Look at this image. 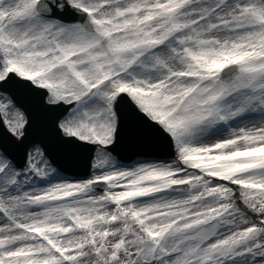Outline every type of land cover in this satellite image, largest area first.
<instances>
[{"label":"snow or ice","instance_id":"1","mask_svg":"<svg viewBox=\"0 0 264 264\" xmlns=\"http://www.w3.org/2000/svg\"><path fill=\"white\" fill-rule=\"evenodd\" d=\"M0 264H264V0H0Z\"/></svg>","mask_w":264,"mask_h":264}]
</instances>
